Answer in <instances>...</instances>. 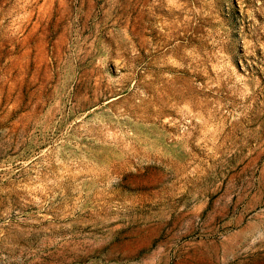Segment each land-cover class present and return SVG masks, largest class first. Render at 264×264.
<instances>
[{"label":"rangeland","instance_id":"obj_1","mask_svg":"<svg viewBox=\"0 0 264 264\" xmlns=\"http://www.w3.org/2000/svg\"><path fill=\"white\" fill-rule=\"evenodd\" d=\"M0 264H264V0H0Z\"/></svg>","mask_w":264,"mask_h":264}]
</instances>
